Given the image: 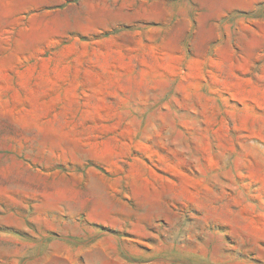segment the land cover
I'll list each match as a JSON object with an SVG mask.
<instances>
[{"label":"rangeland","instance_id":"374dc122","mask_svg":"<svg viewBox=\"0 0 264 264\" xmlns=\"http://www.w3.org/2000/svg\"><path fill=\"white\" fill-rule=\"evenodd\" d=\"M0 264H264V0H0Z\"/></svg>","mask_w":264,"mask_h":264},{"label":"crops","instance_id":"0c3cea01","mask_svg":"<svg viewBox=\"0 0 264 264\" xmlns=\"http://www.w3.org/2000/svg\"><path fill=\"white\" fill-rule=\"evenodd\" d=\"M101 32H103V35H109L110 37L115 36L117 29L119 28L118 23H102L101 25Z\"/></svg>","mask_w":264,"mask_h":264}]
</instances>
